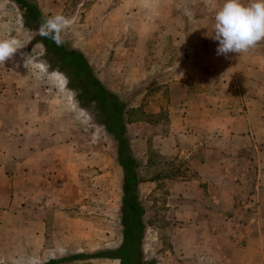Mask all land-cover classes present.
I'll use <instances>...</instances> for the list:
<instances>
[{"label": "rangeland", "instance_id": "1", "mask_svg": "<svg viewBox=\"0 0 264 264\" xmlns=\"http://www.w3.org/2000/svg\"><path fill=\"white\" fill-rule=\"evenodd\" d=\"M26 1L46 19L73 20L64 47L83 54L127 104L146 263L264 264V41L217 55L214 17L224 0ZM23 14L14 0H0V38L26 45L0 64V125L3 144L20 143V155L33 150L29 180L45 193L37 207L17 208V220L0 223V264L115 249L122 242L117 144ZM22 53L33 58L25 64ZM29 212L36 224L27 230Z\"/></svg>", "mask_w": 264, "mask_h": 264}, {"label": "trees", "instance_id": "2", "mask_svg": "<svg viewBox=\"0 0 264 264\" xmlns=\"http://www.w3.org/2000/svg\"><path fill=\"white\" fill-rule=\"evenodd\" d=\"M14 2L24 9L22 19L25 27L38 32L40 24L46 18L37 6L26 0H14ZM42 39L48 52L59 57L62 67L68 68L70 74L77 80V85L82 87V93L96 104L102 117V126L117 144V163L123 174L120 208L121 244L115 249L101 250L88 255L74 254L49 259L43 264H62L92 259L117 260L120 264H147L142 251L145 210L138 198L139 180L136 172L138 163L128 147L125 122L127 104L104 87L83 54L75 50H67L64 45L58 47L51 39L44 37Z\"/></svg>", "mask_w": 264, "mask_h": 264}, {"label": "clouds", "instance_id": "3", "mask_svg": "<svg viewBox=\"0 0 264 264\" xmlns=\"http://www.w3.org/2000/svg\"><path fill=\"white\" fill-rule=\"evenodd\" d=\"M213 39L218 41L217 55L228 57L230 53L248 52L264 41V0H224L214 17ZM73 24V20L63 14L50 16L40 24L39 35L51 39L58 47L64 43L62 33ZM15 37L0 38V64L12 58L24 48ZM27 64L32 58L22 53Z\"/></svg>", "mask_w": 264, "mask_h": 264}, {"label": "crops", "instance_id": "4", "mask_svg": "<svg viewBox=\"0 0 264 264\" xmlns=\"http://www.w3.org/2000/svg\"><path fill=\"white\" fill-rule=\"evenodd\" d=\"M261 55H264V51H262ZM254 71L255 74H259L261 73L259 71L262 70L261 68H257ZM3 135L0 125V223L4 221H8L9 223L11 220H17L19 214L18 210H16L17 208H22L25 205V212L27 213L29 207H37L34 206V199L40 197L42 194V198H44L45 191H42V186L40 187L39 182L31 184L29 180V174L33 170L30 167L32 166L31 161L34 156L33 150L32 152L27 151L28 153L20 155L25 150L24 146H19L20 143L13 147L10 144H3ZM5 141L7 142L6 139ZM36 203L37 205L42 204L43 200ZM23 222L27 230L28 228L33 229L34 224H36L30 212L28 213V217L25 216ZM37 222L44 224L43 219Z\"/></svg>", "mask_w": 264, "mask_h": 264}]
</instances>
